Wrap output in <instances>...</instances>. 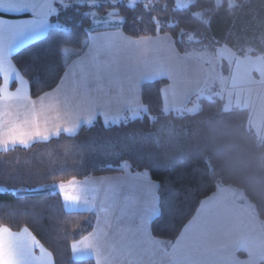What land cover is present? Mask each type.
Wrapping results in <instances>:
<instances>
[{"label": "trees", "instance_id": "obj_1", "mask_svg": "<svg viewBox=\"0 0 264 264\" xmlns=\"http://www.w3.org/2000/svg\"><path fill=\"white\" fill-rule=\"evenodd\" d=\"M92 1L58 4V27L14 54L33 98L60 83L66 49H73L70 59L86 49L89 33L96 30L92 12L117 11L121 29L135 38L167 34L182 55L216 53L222 46L264 55V0H193L183 8L175 0ZM168 84V78L142 84L145 110L134 119L112 125L98 119L74 134L0 150V227L31 230L55 264H96L72 256V244L92 232L95 215L67 211L52 185L121 173L122 162L132 171H148L159 185L160 213L151 225L156 237L176 239L219 185L242 190L264 219V139L250 129L249 111H222L219 100L201 98L194 114L166 112L162 89Z\"/></svg>", "mask_w": 264, "mask_h": 264}, {"label": "crops", "instance_id": "obj_2", "mask_svg": "<svg viewBox=\"0 0 264 264\" xmlns=\"http://www.w3.org/2000/svg\"><path fill=\"white\" fill-rule=\"evenodd\" d=\"M68 1L0 0L1 13L29 14L0 16V150L74 134L98 119L111 124L131 119L132 114L140 116L145 110L141 86L159 78L169 79L162 89L165 111L178 108L163 93L171 85L168 67L179 53L172 38L167 34L135 38L120 26L91 31L83 53L70 59L72 50L66 58L60 83L33 98L13 56L58 27L56 6ZM150 62L158 68H151ZM52 186L67 211L95 215L92 232L72 244L75 259L92 258L96 264H264V235L218 189L201 201L176 239L166 240L152 232V221L160 213L159 185L146 170L124 169ZM0 264L55 260L28 228L14 231L1 226Z\"/></svg>", "mask_w": 264, "mask_h": 264}, {"label": "rangeland", "instance_id": "obj_3", "mask_svg": "<svg viewBox=\"0 0 264 264\" xmlns=\"http://www.w3.org/2000/svg\"><path fill=\"white\" fill-rule=\"evenodd\" d=\"M73 1L94 4L92 0ZM130 1L134 4L139 0ZM175 1L178 7L183 8L193 0ZM230 3L233 4V0ZM55 15H58L57 10ZM91 15L92 29L117 27L123 22V18L115 10L109 11L107 15L95 12ZM72 50H66L65 58L69 57ZM175 57L176 62L168 67L171 85L163 90L166 101L176 103L178 108L175 112L194 114L201 107V98L219 100L222 111L248 110L250 129L261 140L264 139V55L252 56L249 50L237 52L222 46L216 53L192 51L180 55L176 52ZM149 65L153 69L158 68L151 62ZM137 71H140V68ZM137 116L139 115L132 114L131 119ZM121 121L124 120L111 122L109 125L119 124ZM121 167L130 169V164L122 162ZM218 190L229 195L264 235V219L257 215L254 204L242 190L226 185H219Z\"/></svg>", "mask_w": 264, "mask_h": 264}]
</instances>
